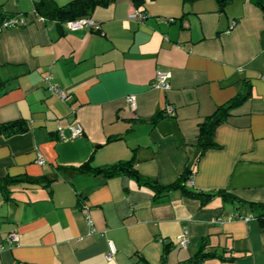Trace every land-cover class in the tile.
I'll use <instances>...</instances> for the list:
<instances>
[{
    "label": "crops",
    "instance_id": "obj_1",
    "mask_svg": "<svg viewBox=\"0 0 264 264\" xmlns=\"http://www.w3.org/2000/svg\"><path fill=\"white\" fill-rule=\"evenodd\" d=\"M35 1L0 0L24 20L0 31V124L28 126L24 134L0 136V179L49 183L9 186V200L0 193V264H158L164 246L166 264H178L207 235L211 248L240 256L232 264H264V230L246 206L218 197L200 204L178 192L155 202L127 177L75 170L133 160L139 175L168 185L189 166L193 192L264 202V11L249 0H233L223 12L213 0H143L139 9L115 0L91 13L100 29L93 33L59 30L35 16ZM134 12L147 19L129 18ZM156 71L169 73L167 91L150 87ZM45 76L64 100L48 94ZM244 86L249 97L216 128L217 148L195 166L197 125ZM167 107L171 115L152 125ZM75 125L81 136L59 139ZM182 231L185 248L178 246ZM9 233L18 235L11 247ZM109 242L115 253L107 260Z\"/></svg>",
    "mask_w": 264,
    "mask_h": 264
},
{
    "label": "trees",
    "instance_id": "obj_2",
    "mask_svg": "<svg viewBox=\"0 0 264 264\" xmlns=\"http://www.w3.org/2000/svg\"><path fill=\"white\" fill-rule=\"evenodd\" d=\"M115 0H71L64 5H58L53 0H37L33 3V13L38 18L46 21L54 22L59 30L63 29V24L80 18H89L96 8H105ZM198 0H182V2H195ZM217 5V10H223L233 0H213ZM254 6L264 11V0H249ZM134 8L139 9L143 5V0H130ZM142 13V12H139ZM25 14H22L24 16ZM16 14L8 13L0 7V25L9 19L15 18ZM5 83L0 84V91ZM245 85V83L243 82ZM250 89L244 86V89L230 99L227 103L215 108L214 112L205 117L197 125V135L195 152L196 156L193 164L196 166L204 153L208 150L216 149L214 142V132L216 128L225 124L232 110L242 105L249 97ZM165 116L164 111L156 112L150 123L155 125ZM28 131V126L24 120H15L12 122L0 124V136L11 137L24 134ZM116 138L108 139L111 142ZM79 173H87L93 177H102L104 179L111 177H127L131 179L138 187L147 188L152 193V200L157 202L166 197L170 193L178 192L186 198H196L200 204L208 203L215 197L220 198L223 203L241 205L248 207L250 217L255 219L262 230H264V202L261 203H245L226 191H215L211 193L193 192L187 188V184L193 174L189 166L184 167L183 171L177 178L168 185H160L155 180L139 175L134 167L133 160L121 161L115 164L92 168L89 163H84L75 168ZM28 183L32 185H41L46 187L49 183L44 177L30 180L27 177L2 178L0 179V193L4 200H9V192L7 188L16 184ZM169 252L167 246H164L158 264H166V257ZM240 256L233 255L229 248H211L209 244V236L203 237L194 253L187 259L178 264H206L209 262H219L222 264H232ZM141 264H148L140 259Z\"/></svg>",
    "mask_w": 264,
    "mask_h": 264
},
{
    "label": "built area",
    "instance_id": "obj_3",
    "mask_svg": "<svg viewBox=\"0 0 264 264\" xmlns=\"http://www.w3.org/2000/svg\"><path fill=\"white\" fill-rule=\"evenodd\" d=\"M129 18L139 21V22H143L147 19V16L143 13H139V12H134L132 15L129 16ZM24 25V20L22 18H12L9 20L4 21L1 25H0V31L5 30V29H10V28H15V27H19V26H23ZM234 26V23L232 22L230 25V28H232ZM63 29L65 31H80L83 29H88L93 33H100V29H99V25L95 22H93L92 20H90V18H80L74 21H70L67 23L63 24ZM170 75L168 72H162V71H156L154 79L152 80L150 87L156 90H162V91H167L169 89V85H168V79H169ZM262 80H264V76H262ZM43 85L45 86L46 91L48 92V94L56 96L57 98L64 100L66 95L65 93L60 89V87L58 86V84H56L52 78L50 76H45L42 79ZM134 96L130 95L127 96L125 98V103L127 105H129L131 108L134 107ZM165 113L167 115H171L172 113V109L170 107H167L165 109ZM82 134V129L78 126H72L69 128V135L66 137L64 135H62L60 133L59 135V139L64 141V140H73L79 136H81ZM36 164L39 166H42L44 164V160L42 159V157L38 156L36 158ZM190 180H192V177L190 178ZM190 182V181H189ZM241 219V218H240ZM244 220H246L245 218H243ZM88 224L90 225V221L87 218ZM219 223L221 222L220 220L218 221ZM186 231H182L181 236H179L178 238V246L185 248L186 244H187V240H186ZM18 241V235L16 233H9L6 236V242L8 244L9 247L16 245ZM107 254H106V259L110 260L112 255L115 253V248L113 246V244L111 242H109L107 244Z\"/></svg>",
    "mask_w": 264,
    "mask_h": 264
}]
</instances>
